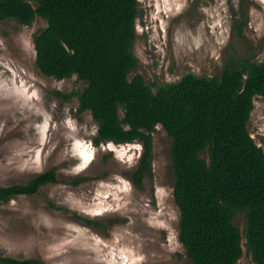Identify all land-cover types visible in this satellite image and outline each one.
Instances as JSON below:
<instances>
[{
    "label": "rangeland",
    "instance_id": "1",
    "mask_svg": "<svg viewBox=\"0 0 264 264\" xmlns=\"http://www.w3.org/2000/svg\"><path fill=\"white\" fill-rule=\"evenodd\" d=\"M139 10V63L129 78L141 74L154 90L190 72L220 77L230 55L264 62V0H139ZM47 25L39 16L32 25L0 20V186L26 184L53 168L58 178L2 205L0 251L45 264H193L179 239L172 138L156 126L152 175L138 186L142 143L95 145L98 124L79 111L86 82L38 68L33 36ZM248 129L264 149L262 96ZM234 224L244 234L245 214ZM243 246L237 264H255L246 239Z\"/></svg>",
    "mask_w": 264,
    "mask_h": 264
},
{
    "label": "trees",
    "instance_id": "2",
    "mask_svg": "<svg viewBox=\"0 0 264 264\" xmlns=\"http://www.w3.org/2000/svg\"><path fill=\"white\" fill-rule=\"evenodd\" d=\"M139 14V0H0V20L47 21L33 36L36 64L49 77L77 75L86 82L79 111H90L98 124L95 145L142 143L134 173L140 187L152 175V132L160 124L166 129L173 140L179 239L193 264H237L244 239L252 261L264 264V149L248 129L255 97H264V62L230 55L220 77L190 72L154 90L141 74L129 78L139 63ZM57 181L53 168L26 184L0 186V208ZM239 212L244 234L234 224ZM0 264L45 263L0 251Z\"/></svg>",
    "mask_w": 264,
    "mask_h": 264
},
{
    "label": "clouds",
    "instance_id": "3",
    "mask_svg": "<svg viewBox=\"0 0 264 264\" xmlns=\"http://www.w3.org/2000/svg\"><path fill=\"white\" fill-rule=\"evenodd\" d=\"M111 143H113V142H111ZM141 154H142V152H141ZM141 156V155H140Z\"/></svg>",
    "mask_w": 264,
    "mask_h": 264
},
{
    "label": "bare ground",
    "instance_id": "4",
    "mask_svg": "<svg viewBox=\"0 0 264 264\" xmlns=\"http://www.w3.org/2000/svg\"><path fill=\"white\" fill-rule=\"evenodd\" d=\"M111 143V142H110ZM113 144V143H112Z\"/></svg>",
    "mask_w": 264,
    "mask_h": 264
}]
</instances>
